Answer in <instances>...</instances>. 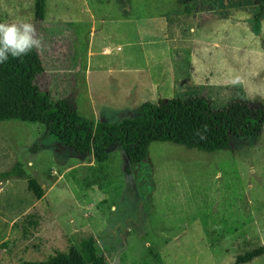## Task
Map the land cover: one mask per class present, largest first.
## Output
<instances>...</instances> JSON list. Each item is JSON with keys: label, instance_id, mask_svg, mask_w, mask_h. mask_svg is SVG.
Instances as JSON below:
<instances>
[{"label": "rangeland", "instance_id": "obj_1", "mask_svg": "<svg viewBox=\"0 0 264 264\" xmlns=\"http://www.w3.org/2000/svg\"><path fill=\"white\" fill-rule=\"evenodd\" d=\"M33 1L0 0V23L35 26L43 42L35 49L42 67L35 85L52 101L66 99L85 119L120 122L161 94L200 96L214 110L239 100L250 109L264 105V14L254 34L255 6L44 0L36 23ZM102 19L103 32L86 57L87 23L95 28ZM169 67L189 75L190 84L171 85ZM153 79L163 81L157 93H151ZM15 164L24 175L3 177ZM28 179L41 188L39 199L27 190ZM30 220L35 229H28ZM88 237L104 264H232L264 245V126L211 153L154 141L132 164L119 145L95 161L40 125L0 122V264L45 261ZM245 264H264V253Z\"/></svg>", "mask_w": 264, "mask_h": 264}, {"label": "trees", "instance_id": "obj_2", "mask_svg": "<svg viewBox=\"0 0 264 264\" xmlns=\"http://www.w3.org/2000/svg\"><path fill=\"white\" fill-rule=\"evenodd\" d=\"M192 7L203 5L205 0H186ZM229 6H255L251 28L258 33L264 14V0H226ZM190 9L192 12L198 8ZM44 0L33 1V19L43 20ZM42 72L39 57L33 49L20 59L9 56L0 64V122L18 121L42 126L60 144L79 155H90L95 161L105 158V150L119 145L128 163H139L151 142H170L204 153L221 151L229 147L230 139L255 137L264 126V105L255 109L243 101H233L221 109H212L200 96L186 99H160L156 103L144 102L131 118L116 123L93 122L79 116L66 99L52 101L35 85ZM20 164L3 177L23 176ZM27 190L36 198L42 190L33 179L27 180ZM35 229L36 221L26 222ZM23 237L28 229L15 225ZM264 253V245L234 258L232 264L249 263ZM105 260L91 237L82 240L78 247L55 252L45 261H20L19 264H104Z\"/></svg>", "mask_w": 264, "mask_h": 264}, {"label": "clouds", "instance_id": "obj_3", "mask_svg": "<svg viewBox=\"0 0 264 264\" xmlns=\"http://www.w3.org/2000/svg\"><path fill=\"white\" fill-rule=\"evenodd\" d=\"M42 38L37 36L36 28L30 23H0V64L11 56L20 59L33 49L40 50ZM264 243V237L261 238Z\"/></svg>", "mask_w": 264, "mask_h": 264}, {"label": "crops", "instance_id": "obj_4", "mask_svg": "<svg viewBox=\"0 0 264 264\" xmlns=\"http://www.w3.org/2000/svg\"><path fill=\"white\" fill-rule=\"evenodd\" d=\"M107 20H114V21H118L116 24L118 25V24H120L121 25V23H123V22H126V24H130L129 23V19H125V18H110V19H107ZM105 21L106 20H101V24L99 25V26H97V27H95V28H93L94 27V24H96V23H94V21H89V23H87L88 24V30H87V40H88V44H87V54H86V57H88L90 54H91V51L89 50V48H91V46H92V43L94 42V41H97V39L96 40H94V37L96 36V33H102L103 32V29H104V25H105ZM165 23H167L165 20H163L162 22H161V24H165ZM116 24H114V25H116ZM89 32V33H88ZM108 51H109V49H107L106 47H102L101 48V54H107L108 53ZM172 54V53H171ZM171 58H173V60L172 61H174V56H172L171 55ZM86 65H85V70H86ZM127 68V69H129L128 67H126V66H123V68ZM110 69L111 68H108V71H110ZM165 69H167V68H165ZM169 69L170 70H168L167 72H171V73H173L172 74V79H173V77H174V81L172 82V84L171 85H173V83H176V85H182L183 83H186V84H190V76L188 75L187 77L185 76V78L181 75V74H179V75H177V72L176 73H174V71H173V68H171V67H169ZM117 70H119V71H121L122 69H121V67H117ZM134 72V71H133ZM134 73H136V72H134ZM137 73H142L141 71H137ZM160 75V74H159ZM161 76H162V74H161ZM161 76H159L158 77V79H160V77ZM163 77H164V75H163ZM177 79V80H176ZM162 80H152V84H149V86H150V89H151V93H153L154 91H155V93H157V91H158V89H159V87H161L163 84H162ZM165 98V96L164 95H160V96H158V97H156V99H155V103L158 101V100H160V99H164Z\"/></svg>", "mask_w": 264, "mask_h": 264}]
</instances>
